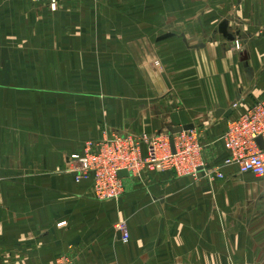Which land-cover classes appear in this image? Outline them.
Here are the masks:
<instances>
[{
    "label": "crops",
    "instance_id": "1",
    "mask_svg": "<svg viewBox=\"0 0 264 264\" xmlns=\"http://www.w3.org/2000/svg\"><path fill=\"white\" fill-rule=\"evenodd\" d=\"M47 2L0 0V264H264V180L145 172L100 201L69 172L104 131L187 124L219 164L227 119L264 99V0Z\"/></svg>",
    "mask_w": 264,
    "mask_h": 264
},
{
    "label": "built area",
    "instance_id": "2",
    "mask_svg": "<svg viewBox=\"0 0 264 264\" xmlns=\"http://www.w3.org/2000/svg\"><path fill=\"white\" fill-rule=\"evenodd\" d=\"M55 10L60 0H48ZM264 32V21L258 34ZM234 49H242L238 40ZM238 104L233 103L232 108ZM196 129L171 133L163 131L156 135L120 134L104 131L92 148L87 143L82 151L70 156L76 181L89 179L94 196L100 201H117L125 192L124 180L141 176L145 172L172 170L176 175L195 174L203 169L208 177L223 178L227 169L235 167L240 174L264 179V99L254 101L245 110L227 119L219 140L226 157L217 165L207 167L201 158L204 144L194 140ZM261 138V145L258 142ZM207 167V168H206ZM125 170L128 176H120ZM122 239L129 238L125 222L117 225ZM48 264H73L69 255H64Z\"/></svg>",
    "mask_w": 264,
    "mask_h": 264
},
{
    "label": "water",
    "instance_id": "3",
    "mask_svg": "<svg viewBox=\"0 0 264 264\" xmlns=\"http://www.w3.org/2000/svg\"><path fill=\"white\" fill-rule=\"evenodd\" d=\"M224 25H226V21L225 22H222L221 25H220V28L222 29L224 27ZM226 29V28H225ZM224 33H225V30H222ZM237 30L235 31V35L234 34H228L226 32L225 36H226V39L230 40V41H234L235 38H236V35L238 36L237 34ZM231 113V110H227V111H224V109H219L217 112H216V116L222 114L226 117H228ZM194 127L193 124H187V125H183V126H179V127H169L168 128V131H170L171 133H176V132H180L182 130H187V129H192ZM258 142L259 144L261 145L262 143V140L261 138H258ZM119 175L120 176H128L127 172L125 170H121L119 172Z\"/></svg>",
    "mask_w": 264,
    "mask_h": 264
},
{
    "label": "rangeland",
    "instance_id": "4",
    "mask_svg": "<svg viewBox=\"0 0 264 264\" xmlns=\"http://www.w3.org/2000/svg\"><path fill=\"white\" fill-rule=\"evenodd\" d=\"M62 0H60V2H61ZM57 8H58V6H57ZM56 8V9H57ZM50 9V8H49ZM55 9V10H56ZM51 10V9H50ZM55 10H51V11H55ZM235 40H239V37H237V38H235ZM235 40L233 41V43L235 42ZM233 48H234V44H233ZM242 51V49L240 50V52ZM194 129L196 128L197 129V127H193ZM164 131H168V129H166V130H164ZM168 132H170V131H168ZM195 134V137H194V140H198L200 143L202 142H204L203 140H202V134H201V132H199V130L197 129V131H196V133H194ZM204 145V147L206 146V144L205 143H203ZM202 151H203V149H202ZM203 157V152L201 153V158ZM201 170H204V166H203V169L201 168ZM205 175H206V173H205ZM239 175H240V173H239ZM241 175H243V174H241ZM254 178V177H253ZM257 179V178H256ZM260 180H264V179H262V178H259Z\"/></svg>",
    "mask_w": 264,
    "mask_h": 264
}]
</instances>
